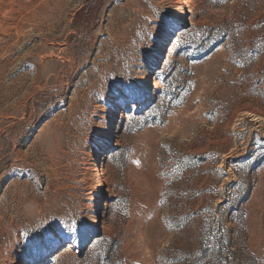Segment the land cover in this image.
<instances>
[{"label": "rangeland", "instance_id": "obj_1", "mask_svg": "<svg viewBox=\"0 0 264 264\" xmlns=\"http://www.w3.org/2000/svg\"><path fill=\"white\" fill-rule=\"evenodd\" d=\"M185 11L0 0V264H264V0Z\"/></svg>", "mask_w": 264, "mask_h": 264}, {"label": "bare ground", "instance_id": "obj_2", "mask_svg": "<svg viewBox=\"0 0 264 264\" xmlns=\"http://www.w3.org/2000/svg\"><path fill=\"white\" fill-rule=\"evenodd\" d=\"M186 18V11H185V0H177V20H178V25L181 26L183 22L185 21ZM146 95V94H145ZM144 99H140L142 101ZM133 108V107H131ZM98 183H99V190L101 193L104 192L103 188V183H102V178H101V173L98 171Z\"/></svg>", "mask_w": 264, "mask_h": 264}, {"label": "trees", "instance_id": "obj_3", "mask_svg": "<svg viewBox=\"0 0 264 264\" xmlns=\"http://www.w3.org/2000/svg\"><path fill=\"white\" fill-rule=\"evenodd\" d=\"M93 3H94V1H91V2H90V5H88V7L86 8V13H87V12H88L89 14L92 13L93 8L91 7V4H93ZM90 23H91V19H90V17H86V20H84V21L82 22V25L85 26V27H88ZM56 255H57V254H53V255H51V256H48L47 259L54 258V256H56Z\"/></svg>", "mask_w": 264, "mask_h": 264}, {"label": "snow or ice", "instance_id": "obj_4", "mask_svg": "<svg viewBox=\"0 0 264 264\" xmlns=\"http://www.w3.org/2000/svg\"><path fill=\"white\" fill-rule=\"evenodd\" d=\"M221 2H224V0H221ZM169 27H170V22L168 20L161 18L160 29L162 31H166ZM82 227H84V225H82ZM41 242H43V237H41Z\"/></svg>", "mask_w": 264, "mask_h": 264}]
</instances>
